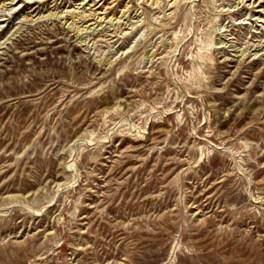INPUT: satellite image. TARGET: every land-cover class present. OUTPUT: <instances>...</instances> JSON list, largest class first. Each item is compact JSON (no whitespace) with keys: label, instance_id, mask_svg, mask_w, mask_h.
Returning a JSON list of instances; mask_svg holds the SVG:
<instances>
[{"label":"rangeland","instance_id":"374dc122","mask_svg":"<svg viewBox=\"0 0 264 264\" xmlns=\"http://www.w3.org/2000/svg\"><path fill=\"white\" fill-rule=\"evenodd\" d=\"M0 264H264V3L0 0Z\"/></svg>","mask_w":264,"mask_h":264},{"label":"bare ground","instance_id":"6f19581e","mask_svg":"<svg viewBox=\"0 0 264 264\" xmlns=\"http://www.w3.org/2000/svg\"><path fill=\"white\" fill-rule=\"evenodd\" d=\"M179 1H181V0H174V2H179ZM259 1L264 3V0H259ZM79 14H80V17H82L83 19L88 20L89 18H87V17H88L89 15H93L94 13L89 12L88 14H86V13L81 12V13H79Z\"/></svg>","mask_w":264,"mask_h":264}]
</instances>
